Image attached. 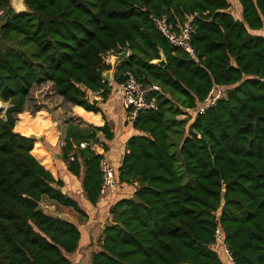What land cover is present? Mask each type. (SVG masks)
I'll return each mask as SVG.
<instances>
[{"label":"trees","instance_id":"obj_1","mask_svg":"<svg viewBox=\"0 0 264 264\" xmlns=\"http://www.w3.org/2000/svg\"><path fill=\"white\" fill-rule=\"evenodd\" d=\"M236 2L240 18L229 0H24L20 12L0 0L8 8L0 20V113L8 104L0 117V264H73L67 255L80 245L79 226L41 203L84 212L44 167L50 159L41 144L23 135L51 137L48 116L23 111L32 87L48 82L64 101L99 111L89 93L107 99L106 55L126 46L114 82L130 71L160 91L148 94L156 107L132 121L139 133L126 142L118 179L137 185L111 205L90 264H228L213 248L217 226L233 264H264V0ZM161 14L174 25L191 18L195 57L155 29L152 18ZM160 58L164 66L153 62ZM213 84L230 88L228 98L178 118ZM96 131L112 136L106 124L70 125L72 140L61 147L67 169L83 172L93 204L102 154L89 146L71 151L98 142Z\"/></svg>","mask_w":264,"mask_h":264},{"label":"crops","instance_id":"obj_2","mask_svg":"<svg viewBox=\"0 0 264 264\" xmlns=\"http://www.w3.org/2000/svg\"><path fill=\"white\" fill-rule=\"evenodd\" d=\"M231 7H234V12L231 10ZM229 11L236 17H241V9L236 0H232V4L230 3ZM258 32L264 35V26ZM112 55L113 54L110 53L106 55L111 65L114 62ZM118 64L119 61L109 70V81L112 90L107 99L103 101L99 95L89 93L90 99L97 98V102L94 105L99 107V111L94 112L86 110L79 105H72L64 101L61 96L53 91L50 82H48L47 86L49 87V96L46 97L42 94L40 97L42 106L34 111H44L54 130V134L51 137L41 132L34 131L35 134L40 133L37 134L39 138L34 142L38 141L41 144L48 153L50 159V168L44 167L47 168L56 179L60 178L63 181L61 191L75 200L84 212L81 215L69 207L59 205L60 210L59 214H57L58 216H64L74 221L81 230V240L78 249L67 255L73 264H90L91 253L99 249L98 238L101 235V231L111 219V205L121 198L130 197L137 185V183L127 184L119 182L115 190L107 193L105 196L99 195L97 202L93 204L87 199L82 190L83 172H81L79 177L73 175L67 169V162L62 158L61 152V147L66 144L67 140H72V137L68 133L70 125L91 131L92 127H102L106 124L112 133L110 138L104 136L101 131H96L95 136L98 142L80 141L79 144L85 142L86 145L84 147L89 146L96 153H101L102 156L111 160L117 169L119 168L122 158L127 152L126 142L128 138L139 132L134 129L132 123L126 119V109L123 104L120 84L114 82L115 69ZM44 85L45 84L40 85L42 91ZM186 112V114L179 115L178 118H193L195 115L193 109H186ZM28 114L30 116L35 115ZM79 147L84 148L75 143L74 149H72L71 152L76 151V148ZM81 161L80 159V162Z\"/></svg>","mask_w":264,"mask_h":264},{"label":"built area","instance_id":"obj_3","mask_svg":"<svg viewBox=\"0 0 264 264\" xmlns=\"http://www.w3.org/2000/svg\"><path fill=\"white\" fill-rule=\"evenodd\" d=\"M11 6L13 7L12 3ZM14 8V7H13ZM8 8H0V20L3 19ZM155 29L173 46L178 47L191 56L195 57V51L191 44V34L193 32L191 18L185 19L181 24L174 25L165 14L154 16L152 18ZM113 56V55H112ZM109 61V60H108ZM120 89L123 95V104L126 109V119L132 123L138 112L143 109H151L156 107L154 98H149L150 91H160V87L152 84L144 86L137 80L134 74L130 71H125L123 80L120 83ZM230 88L213 84L203 101L193 111L195 113L203 112L204 110L214 106L217 101L227 99ZM81 147L86 145L85 142L79 144ZM100 184L99 195L105 196L107 193L115 190L119 185L118 169L107 157L102 156L99 161ZM42 208H48L49 204L46 201L41 203ZM214 245L213 248L219 252L223 250L225 259L230 264H233V258L228 250L227 244L220 227L214 230Z\"/></svg>","mask_w":264,"mask_h":264},{"label":"rangeland","instance_id":"obj_4","mask_svg":"<svg viewBox=\"0 0 264 264\" xmlns=\"http://www.w3.org/2000/svg\"><path fill=\"white\" fill-rule=\"evenodd\" d=\"M229 1L232 4V0H229ZM233 6H234V4H233ZM233 8L234 7H231V10L234 12ZM112 58H113V60H115L116 59V55H113ZM47 86H48V83H46L44 85L43 91L40 88V85H36V86L32 87V89H31V91H30V93L28 95V99H27V103H26V110H25L26 113H30L31 115H34L36 113V112H34L35 109H37L38 107L42 106V104L40 103L41 102V98H40L41 95L44 94V96H46V97L49 96V87H47ZM167 96H169V95H167ZM7 105H8L7 103H4V109H5V106H7ZM29 131H33V130H29ZM46 203L49 204V207L48 208H43V210L46 213H50L52 215H56L57 216V214H59V210H60L59 205L54 204V203H52L50 201H46ZM223 253H224L223 250L219 249V254L220 255H224ZM225 263L230 264L229 262H227V260H226Z\"/></svg>","mask_w":264,"mask_h":264},{"label":"water","instance_id":"obj_5","mask_svg":"<svg viewBox=\"0 0 264 264\" xmlns=\"http://www.w3.org/2000/svg\"><path fill=\"white\" fill-rule=\"evenodd\" d=\"M11 3L13 5L15 11H17V12L26 10L25 4H24V0H11ZM127 55H128V46L122 48L121 49V52H119L118 54H116V59L114 60L112 66H115L116 63L120 59L125 58ZM153 62L154 63H157L158 65H161V66H164L165 65L164 58H160L158 60H154ZM103 77H104L105 80H109V78H110V71H106L104 73V76ZM89 100H90V102L92 104H95L97 102V98H91V99L89 98ZM7 106H5V109L7 108ZM5 109H4L3 113H0V117L4 114ZM25 136L31 137L34 140H37L39 138V135H37L35 133L30 134V135H26L25 134ZM29 201L33 204L34 207H37L38 206V202L36 200H33V199L29 198Z\"/></svg>","mask_w":264,"mask_h":264},{"label":"bare ground","instance_id":"obj_6","mask_svg":"<svg viewBox=\"0 0 264 264\" xmlns=\"http://www.w3.org/2000/svg\"><path fill=\"white\" fill-rule=\"evenodd\" d=\"M33 133H35V132L29 131V132L26 133V135H30V134H33ZM36 134H40V133H36Z\"/></svg>","mask_w":264,"mask_h":264}]
</instances>
